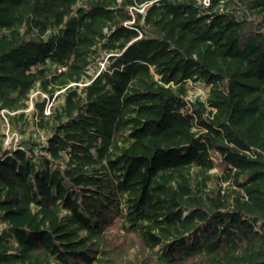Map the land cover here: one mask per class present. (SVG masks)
Masks as SVG:
<instances>
[{"label":"trees","instance_id":"trees-1","mask_svg":"<svg viewBox=\"0 0 264 264\" xmlns=\"http://www.w3.org/2000/svg\"><path fill=\"white\" fill-rule=\"evenodd\" d=\"M36 88L63 104L0 141V264H264V0H0V111Z\"/></svg>","mask_w":264,"mask_h":264},{"label":"rangeland","instance_id":"rangeland-1","mask_svg":"<svg viewBox=\"0 0 264 264\" xmlns=\"http://www.w3.org/2000/svg\"><path fill=\"white\" fill-rule=\"evenodd\" d=\"M83 3H80L78 7L83 6ZM141 9L140 11H142ZM130 12L133 13L132 9ZM109 53L105 51H99L98 54L95 56L94 60L89 66L88 74L91 76H96L104 67H106L109 57ZM209 87L206 85L197 82L189 83V94L188 98L192 97L196 99V97L205 98L208 94ZM62 91H56L53 96L50 94L44 93L41 91L40 88L34 89L27 101V107L23 110H18L14 112H10L5 110L4 115L6 117L5 120L2 121V125L0 127V141L3 144L4 148H23L25 147L23 142H32L38 141L41 145L46 142V138L48 135V127L41 128L39 126V109L37 107V103H45L44 109L45 111H50L56 107L63 104V96ZM19 113H24V118H17L14 122H11L9 119V115H15ZM46 114V112H45ZM47 115V114H46ZM44 153V152H43ZM211 174L214 177H221L222 170L220 168H215L211 171ZM216 179V178H215ZM220 182V180H218ZM223 187H226L227 184L222 183ZM119 226H116L118 229ZM6 228V225L0 222V232H2ZM14 244V239L11 240ZM156 252L158 249L155 250ZM155 257L157 255L155 254Z\"/></svg>","mask_w":264,"mask_h":264},{"label":"built area","instance_id":"built-area-1","mask_svg":"<svg viewBox=\"0 0 264 264\" xmlns=\"http://www.w3.org/2000/svg\"><path fill=\"white\" fill-rule=\"evenodd\" d=\"M201 4H203L204 6H208L209 3H210V0H199ZM208 95V94H207ZM206 95V97H207ZM206 97L203 99V98H200L202 101H205L206 100ZM197 98V97H196ZM195 99H193L192 97H189L188 96L186 97V101L188 103L189 106H191L192 102L194 101ZM6 109H3L0 111V116L2 117V121L6 119L5 115H4V112H5ZM46 114H50V111H45Z\"/></svg>","mask_w":264,"mask_h":264}]
</instances>
